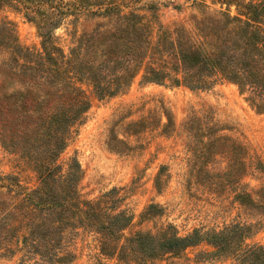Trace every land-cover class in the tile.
<instances>
[{
    "label": "trees",
    "instance_id": "16d2710c",
    "mask_svg": "<svg viewBox=\"0 0 264 264\" xmlns=\"http://www.w3.org/2000/svg\"><path fill=\"white\" fill-rule=\"evenodd\" d=\"M135 1L0 0V11L23 14L42 39L40 50L23 47L14 23L0 24V140L37 175L32 188L17 177L0 175V253L20 255L23 264L71 263L74 254L65 251L64 241L71 231L82 230L99 235L106 255L115 253L124 238L120 251L136 264H161L165 257L203 243L213 249L204 253L208 258L264 264V244L247 243L264 219L217 231L196 229L186 236L169 225L155 234L137 231L125 237L133 216L118 209L119 200L112 193L85 199L79 190L78 161L73 159L67 171L58 162L73 127L91 108V97H115L138 78L142 84L170 83L190 90L209 89L225 80L264 113V0H210L226 7L213 14L200 0L203 17L194 18L190 27L158 29L147 15L130 7ZM81 19L101 22L80 30ZM66 21L72 28L67 50L55 35ZM228 146L227 155H246L241 145ZM241 157L236 174H242ZM261 190L264 193V187ZM235 199L264 208V201L258 204L242 188ZM160 212L150 205L142 219Z\"/></svg>",
    "mask_w": 264,
    "mask_h": 264
},
{
    "label": "rangeland",
    "instance_id": "374dc122",
    "mask_svg": "<svg viewBox=\"0 0 264 264\" xmlns=\"http://www.w3.org/2000/svg\"><path fill=\"white\" fill-rule=\"evenodd\" d=\"M205 1L212 14L226 10ZM200 2L137 0L130 7L147 15L156 29L159 25L190 27L194 18L203 17ZM235 13L232 7L231 14ZM3 21L14 23L20 45L40 50L38 29L23 14L5 8L0 11V24ZM98 22L101 20L81 19L80 30ZM71 30L66 21L55 32L66 50L71 45ZM246 97L237 85L225 80L209 89L190 90L170 83L142 84L138 78L115 97H91V108L73 127L58 162L67 171L73 159L78 161L82 169L79 190L85 199L112 193L119 200L118 209L133 216L132 226L123 232L125 237L137 231L155 234L169 225L179 236L196 229L217 231L234 223L256 225L264 219V208L244 206L235 199L242 188L258 204L264 201V113L252 107ZM216 137L224 140L213 143ZM231 144L241 145L246 155L238 156L235 151L227 155L224 148ZM239 157L242 174H236ZM0 175L17 177L30 188L37 184V175L24 158L6 149L1 140ZM150 205H157L161 212L142 219ZM99 240L97 234L71 231L64 249L74 254V260L67 264H136L124 259V251H120L124 238L111 255L105 254ZM247 243L264 244V224L254 228ZM212 250L203 243L178 256H167L161 264H235L204 255ZM0 264L23 263L20 255L0 253Z\"/></svg>",
    "mask_w": 264,
    "mask_h": 264
}]
</instances>
